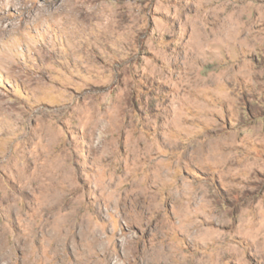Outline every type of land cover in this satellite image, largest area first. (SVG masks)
Listing matches in <instances>:
<instances>
[{
    "label": "rangeland",
    "instance_id": "374dc122",
    "mask_svg": "<svg viewBox=\"0 0 264 264\" xmlns=\"http://www.w3.org/2000/svg\"><path fill=\"white\" fill-rule=\"evenodd\" d=\"M55 261L264 264V0H0V264Z\"/></svg>",
    "mask_w": 264,
    "mask_h": 264
},
{
    "label": "bare ground",
    "instance_id": "6f19581e",
    "mask_svg": "<svg viewBox=\"0 0 264 264\" xmlns=\"http://www.w3.org/2000/svg\"><path fill=\"white\" fill-rule=\"evenodd\" d=\"M87 1V0H86ZM89 2H90V0H88ZM97 1V0H96ZM81 2V1H80ZM93 2H94V0H93ZM85 3H87V2H85ZM81 4H83V3H81ZM92 4V3H91ZM96 4V3H95ZM99 4V3H98ZM87 4H85V6H86ZM89 5V4H88ZM82 6V5H81ZM80 7V6H79ZM98 7V6H97ZM100 7V6H99ZM92 8V7H91ZM101 8V7H100ZM103 8V7H102ZM81 10V9H80ZM88 10V9H87ZM86 10V11H87ZM86 11H85V13H86ZM92 11H94L95 12V10H94V8H93V10ZM101 11H102V9H101ZM105 11V10H104ZM90 12V11H89ZM97 12V11H96ZM101 14V13H100ZM114 14V13H113ZM111 14L109 13V16H110ZM99 16V15H98ZM102 16H104L103 14H102ZM101 16V17H102ZM100 17V16H99ZM112 19H110L109 20V22L110 21H113V16L111 17ZM185 219H187V218H185ZM182 222V221H181ZM179 225H181V224H179ZM185 230H188V232H191L190 234H191V236H193V241H194V243H197V241H198V234H199V228L197 227V226H188V228H186L185 227ZM179 243V242H178ZM178 249V248H177ZM52 253L54 254V255H56L57 254V251H55V250H53L52 251ZM175 253H177V252H175ZM36 254V253H35ZM38 256V255H37ZM35 259V258H34ZM36 259H37V257H36ZM40 261V260H39ZM35 262H36V260H35ZM53 263V262H52ZM194 263V262H193ZM54 264H56V261L54 262ZM63 264V263H62Z\"/></svg>",
    "mask_w": 264,
    "mask_h": 264
}]
</instances>
